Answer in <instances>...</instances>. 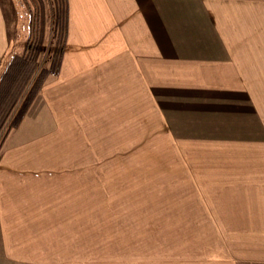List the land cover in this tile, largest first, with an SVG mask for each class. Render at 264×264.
Segmentation results:
<instances>
[{
	"label": "crops",
	"instance_id": "0c3cea01",
	"mask_svg": "<svg viewBox=\"0 0 264 264\" xmlns=\"http://www.w3.org/2000/svg\"><path fill=\"white\" fill-rule=\"evenodd\" d=\"M16 1L0 0V69L29 34L27 21L13 41ZM53 64L2 131L0 264L92 260L78 245L91 239L93 162L75 155L77 134L163 139L151 164L165 198L204 227L264 228V0H66Z\"/></svg>",
	"mask_w": 264,
	"mask_h": 264
},
{
	"label": "rangeland",
	"instance_id": "374dc122",
	"mask_svg": "<svg viewBox=\"0 0 264 264\" xmlns=\"http://www.w3.org/2000/svg\"><path fill=\"white\" fill-rule=\"evenodd\" d=\"M16 2L18 32L22 35L13 37V41H18V47L22 45L26 23L30 24L33 13L38 17L37 26L43 27L39 63L43 67L52 61L53 70H57L56 60L61 56L53 48L59 43L62 46L65 40L61 29H56L57 0H41L42 9L35 0ZM141 135L140 148H133L132 142H117L114 136L105 137L107 134L94 133L91 142L77 134L78 145L84 147H78L75 155L90 157L93 162L86 171L93 173L91 239L89 244L87 240L78 245L92 260L84 263L264 264V228L204 227L205 214L180 211L181 206L174 205L172 197H164V178L160 180L151 163L163 160L166 143L163 139L152 143L148 132ZM65 152L73 155L68 149ZM103 158L105 164H101Z\"/></svg>",
	"mask_w": 264,
	"mask_h": 264
},
{
	"label": "trees",
	"instance_id": "16d2710c",
	"mask_svg": "<svg viewBox=\"0 0 264 264\" xmlns=\"http://www.w3.org/2000/svg\"><path fill=\"white\" fill-rule=\"evenodd\" d=\"M35 1L39 5L38 7L42 9L43 3L41 0ZM57 3L56 29L59 31L61 29V35L65 37L66 0H57ZM42 18V16L39 17V21L42 22ZM30 19L29 34L25 42L24 50L14 55L0 69V133L3 131L9 118L11 120L8 123V130L19 125L49 72V69L42 67L38 60L43 44V27L37 26L38 17L33 13L30 15ZM56 34L55 36L59 38L60 35L58 32ZM63 43L62 46L60 43L55 46L53 52L59 53L61 56ZM58 63L59 61L56 60L57 66ZM30 83L31 85L29 87ZM20 100L21 102L18 105Z\"/></svg>",
	"mask_w": 264,
	"mask_h": 264
}]
</instances>
